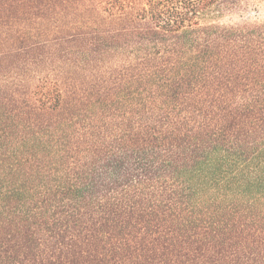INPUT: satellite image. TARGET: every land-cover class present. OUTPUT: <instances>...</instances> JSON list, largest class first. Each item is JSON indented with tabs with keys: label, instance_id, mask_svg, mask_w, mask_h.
Listing matches in <instances>:
<instances>
[{
	"label": "trees",
	"instance_id": "obj_1",
	"mask_svg": "<svg viewBox=\"0 0 264 264\" xmlns=\"http://www.w3.org/2000/svg\"><path fill=\"white\" fill-rule=\"evenodd\" d=\"M263 10L0 0V264H264Z\"/></svg>",
	"mask_w": 264,
	"mask_h": 264
},
{
	"label": "rangeland",
	"instance_id": "obj_2",
	"mask_svg": "<svg viewBox=\"0 0 264 264\" xmlns=\"http://www.w3.org/2000/svg\"><path fill=\"white\" fill-rule=\"evenodd\" d=\"M228 3L234 1L240 5L242 4H252L258 0H226ZM264 12V10H263ZM125 39V37H122ZM76 45V55L78 56L83 52L86 45L81 41H74ZM90 47V46H89ZM116 55L105 57L108 61L105 65H97L96 68L92 69L93 74L88 70L85 71L81 76L82 79L79 81L78 93L72 91L69 86V80L63 84V89L66 92L67 98H80V106L87 109L91 108V98H97L98 93H104L111 86L114 81L117 80V75L121 73L123 67L127 64L129 60V53L124 52V49H119L115 52ZM131 54V53H130Z\"/></svg>",
	"mask_w": 264,
	"mask_h": 264
}]
</instances>
